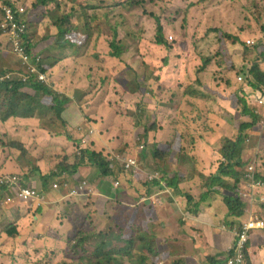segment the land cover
<instances>
[{"label":"rangeland","instance_id":"1","mask_svg":"<svg viewBox=\"0 0 264 264\" xmlns=\"http://www.w3.org/2000/svg\"><path fill=\"white\" fill-rule=\"evenodd\" d=\"M73 1L50 0L48 7L42 10L43 16L41 13L31 16L29 38L35 52L41 54L49 50L51 53L56 46L57 34L54 15L70 14ZM92 1L97 7L88 10L89 17L96 14L111 28L117 29L122 57L109 56L110 32L94 31L89 43L83 47L78 43L69 47L64 45L67 50L54 48L57 53L55 51L51 56L59 62L51 73H47L53 87L58 89H64L65 80L73 87L85 82L89 84L83 88L95 93L86 116L91 117V121L83 118L80 109L77 117L81 119L77 122H83L81 128H71L76 126L75 121L67 127L59 124L58 134L43 130L44 124L36 118L3 125L4 128H0V175L18 174L29 181L33 178L38 186L47 184L48 191L67 196L89 177L66 174L60 179L51 173L66 157L72 165L81 150L94 147L109 159L116 160L118 177H110L111 182L105 184L108 190L103 193L108 195L107 202L93 193L64 200L59 198L57 203L54 202L57 199L47 195L46 202L40 207L27 206L25 202L14 205L7 201L6 205L11 206L9 213L0 207V264H76L68 253V244L77 233L85 231L95 235L106 232L109 234L107 248L118 246L116 220L108 217L116 209L126 206L133 218L140 209L143 211L138 202L148 191L166 188L171 193L166 180L179 171L183 178L178 180V191L183 197L176 196V210L163 209L162 224L154 226L153 208L148 214L154 220L149 223L140 219V224L143 229L148 227L156 238L157 249L165 251L167 258L158 264H172L173 249L179 252L176 260L184 261L182 255L196 250L195 243H188L184 232L188 225L187 215H183L188 213L185 196L193 195L200 203L201 191L198 194L193 191L195 184L201 190L206 183L205 177L216 173L218 163L222 161L219 153L222 139H234L239 134V126L246 118L240 109H235L237 95L260 117L255 127V139L251 142L253 147L244 151V161H256V172L264 177V93L252 92L247 83L252 63L257 61L264 70V0H143L142 5L125 10L114 6L112 0ZM2 4L0 0V10L4 7ZM25 4L31 9L34 0H25ZM78 11L76 8V13L72 14V23L79 24ZM156 18L162 24L167 46L155 44ZM216 28L240 38L236 44L228 42L223 50L227 62L218 54ZM246 40H253V43L247 44ZM0 49L9 51L2 36ZM73 50L78 51L73 53ZM16 60L14 56L15 69L19 68ZM206 60L208 65L203 68ZM134 78L145 92L130 94L124 91V88L133 89ZM82 92L83 89L77 91ZM71 103L72 100L69 105ZM13 142L19 145V150L11 146ZM180 143L182 151H179ZM157 149L160 161L153 156ZM129 159L138 163L137 177L122 170L121 165ZM191 159L194 162H190ZM16 164H20V169ZM151 175L152 181L148 179ZM93 180L99 181L98 174ZM114 183L118 185L114 186ZM55 184L57 190L53 188ZM166 195L163 198L169 200L170 194ZM258 196L264 199V194ZM245 205L240 221H247L253 215L258 221L262 220L260 224L263 223V230L252 234L249 246L250 252L255 251L262 262L264 211L257 206L260 204L253 208ZM190 207L193 209L194 205ZM215 207L218 223L226 226L224 204L218 201ZM124 213L125 217L128 213ZM22 216L26 219L21 220ZM37 218L39 221L34 222ZM11 223H16L19 237L11 238L4 233ZM123 223L120 218L119 226ZM99 243L100 238L95 237L88 246L93 249ZM183 251L186 253H181ZM121 264L132 263L124 258Z\"/></svg>","mask_w":264,"mask_h":264},{"label":"trees","instance_id":"2","mask_svg":"<svg viewBox=\"0 0 264 264\" xmlns=\"http://www.w3.org/2000/svg\"><path fill=\"white\" fill-rule=\"evenodd\" d=\"M1 1L3 2L2 5L14 11L19 12L20 9L25 11L23 16L22 14H18L17 17L20 20L21 18L24 19L28 25V32L24 38V42L27 51L31 53L33 47L29 38L31 16H36L40 13L43 16L42 10L48 7L50 0H34V5L31 9L26 7L25 0ZM112 1L114 6L120 7L121 10L138 7L143 3V0ZM73 2L74 4L70 14L62 16L59 14L54 15L55 25L57 27L56 41L54 43L56 46H54V48L56 50H61L60 48L67 50L64 45L74 46L78 43L81 47H83L89 43L92 35H94V31H98V33L108 31L110 32L109 56L115 59L121 58L123 55V49L121 47V43L117 40V29H115V27L111 28L106 20L101 19V17L99 18L96 14H93V17L91 18L89 17L88 10L96 8L97 5L92 4V0H74ZM76 8H79L77 14L79 24L71 22L72 14L76 13ZM91 21L93 24H91ZM214 31L217 32L216 35L219 42L218 54L222 56L224 62H227V57L223 50L228 42L236 44L240 41V38L237 35L225 32L221 28H216ZM0 36L6 40V45L9 49V51L0 49V122L5 124L12 119L19 120L36 118L39 120V123L44 124L43 130L48 129L49 131H53L58 134L57 130L59 128V124L66 127L68 125L66 121L63 120L62 114L71 102V99L66 94H60L56 91L53 87L54 83L50 81L48 84H44L38 82L34 77L29 78L27 81H23V76L25 75L24 72H26L25 68H22L20 65L17 69L13 68L14 62H12V58H14V54L12 52V47L6 36L3 35L1 31ZM155 44L159 46H167V41L165 40L163 27L159 18H156ZM71 49L73 48L71 47ZM247 49V46H245V50ZM77 51L78 50H73V53H76ZM36 55L41 57V61L36 65V67L42 72L51 73L59 62V59L52 57L46 52ZM262 55L264 58V53H262ZM208 62V60L204 61L203 68L208 65ZM230 67H232V65ZM248 74L250 76V79L247 82L249 89L252 92H256V94H263L264 70L260 69L257 61L252 63L251 68L248 70ZM9 76L13 77L8 78ZM124 91L130 94H140L145 92V88L142 85H139L136 78H134L133 89L130 90L129 88H124ZM77 95L79 96L81 93H78ZM234 99L235 109H240L241 115L246 118V120L240 124L239 134L236 138L229 139L225 137L222 139L221 149L219 151L222 161L218 163L215 174L205 177L206 183L202 187L203 190L200 194V203L198 202V204L194 206L195 209L193 212L190 211L195 215L198 214L200 204L205 202L209 195H211L214 198L221 197L228 212V218L240 221L244 217L245 203L241 198V194L245 192L244 186L245 183L248 182L246 178L248 174L247 168L251 165L254 169V164L256 162L253 160L249 163L248 161H244V151L253 147L251 142L255 139L253 138L254 134H256L255 127L258 124L260 117L255 113L253 108H250L249 105L246 104L242 97L237 95ZM81 100L83 99H80V105ZM180 139L181 137H179V140ZM11 144L13 148L19 150V145L16 142ZM182 150L183 147L180 143L179 151ZM158 152L159 149H157V153L154 152L153 156L160 161ZM181 155L184 157V153ZM68 160L69 158L66 157L64 161L58 165L57 170L51 173V176L57 178H61L62 176L64 177L66 174L75 176L83 169L95 167L99 170L101 178L109 176L118 177L115 172L117 167L116 160L109 159L108 155H105L100 150H96L94 147L81 150L80 153L75 156V161L72 165L68 163ZM190 162H194V159H191ZM179 173L176 172L173 178L166 180V185L169 189L174 190L178 192V195H181V193H179L180 191H178V180L182 181L183 176H180ZM134 176L137 177L138 175L135 174ZM253 177L254 182L262 181L264 183V177H261L259 173L256 172V167ZM40 192H42V190ZM149 194L150 192L148 191L146 196L148 200L150 197ZM100 198L104 199V201L109 200L103 197ZM14 200L17 201V203L23 202L18 199ZM185 200L187 203L186 209H190L189 206L193 203L194 199L190 195H187L185 196ZM146 202L147 201L143 203L141 202L138 205L139 209L140 207L143 208V211L140 209V213L135 215L133 218H131L130 214L126 211V206L116 209L113 215L108 217L109 220H116L114 223H116L117 231H119L118 246L107 248V239L109 234L106 232H100L96 235L86 231L77 233V235L73 237L68 244V253L73 257L72 259H74V262L76 264H121V261L124 258H127L132 264H158L160 263V260L163 261L167 258V256L164 257L165 251L160 252L157 249L158 241L150 233L148 227L143 229V225L140 224V219H144V221L147 220L149 223H151V220H154V218L149 215V211L153 209V205L152 203L150 205L146 204ZM27 206L29 205L27 204ZM257 206L261 209V211H264L263 204ZM254 207L256 206L254 205ZM124 211L128 213V216L126 215L124 217ZM120 218L124 221L122 226H119ZM260 221L262 220H259L258 222ZM261 224L263 223L261 222ZM262 230L263 228L260 229V231ZM4 233L11 238L19 237V229L16 224H12V226L6 228ZM95 237L100 238V243L95 248L91 249L88 245ZM250 243L251 240H249L246 246V264H249L248 251ZM172 262V264H187L185 260H172Z\"/></svg>","mask_w":264,"mask_h":264},{"label":"crops","instance_id":"3","mask_svg":"<svg viewBox=\"0 0 264 264\" xmlns=\"http://www.w3.org/2000/svg\"><path fill=\"white\" fill-rule=\"evenodd\" d=\"M33 49L34 48L32 47V52L34 54H39V51L35 52ZM45 52L47 54L51 55L53 52H55V50L51 49V53H49V50L45 51ZM65 82L66 83L64 84V89H58L55 86L57 88V89H55L56 91H58L60 94H66L68 97L70 96L71 100H72V103L70 105H68L67 108L64 110V112L62 114V118L64 121H66L67 124L72 123L73 121L76 122L75 123L76 126H71V128L73 130L80 129L83 122L82 121L77 122L79 119H81V117H77V115H78L77 112H78V110L81 109L82 112L84 113L83 118H85L86 121H91L90 120L91 117H86V116L88 115V110H90V106H88V105H90L94 102L93 96L95 95V93L92 92V90L86 91L83 88L85 85H89L87 82L82 83L81 85H76L75 87H73L70 84V81L65 80ZM82 89L84 90V92H82L81 95L78 96L77 91L82 90ZM84 94L87 95L88 98L86 97V99H85ZM80 99H83V100H81V105L79 104ZM68 118L70 120H68ZM92 119H94V117H92ZM12 122L16 123V120L15 119L9 120L5 124H9V123L11 124ZM5 124L0 122V128L1 127L4 128L3 125H5ZM19 165L16 164L15 166H17L18 169H20ZM20 171H18V173ZM40 174H42V173H40ZM91 174H92V176H91ZM97 174L99 176V181L95 180V181H97V183H94L95 181L93 179H95L97 177ZM79 175H81L82 177H87V176L89 177L87 182L89 183V185H91L93 187L94 196L97 195V197H103L105 199H109L107 197V195H104L103 192L108 190V186L105 184L107 182L108 183L111 182L109 180V178L111 176L106 177V178H101L99 170L95 167L83 169L79 172ZM52 179H54V178H52ZM83 181H86V180H83ZM32 182H33V185H35L40 191L42 190V192L46 196L48 195V196L53 197V200L57 199L54 201L55 203L60 201L62 198L64 200V199H66V197H69L68 195L67 196H63L62 194L58 195L59 192H55L52 190L48 191L49 187L47 184H41L40 185L41 187L38 186L37 182L33 178H32ZM197 188L198 187L195 184V186L193 188L194 190L193 189L192 190L195 191L197 194L201 191L200 192V194H201L203 189L200 190V188L199 189H197ZM95 192H97V193H95ZM168 192H169V190L166 188L164 190H156L155 192H152V193L150 192L149 200L146 198V196H147L146 195V196L140 198V200L138 202V205L141 202H145V201H149V204L152 203L153 208H154V217H155V222H152V224H154V226H160V224H162L163 209L165 211L176 210V208L174 207L175 201H176V196H180L181 198L183 197V196H181L182 194L178 195V192H176L174 190H172L171 193H168ZM173 192H175V193H173ZM147 194H148V192H147ZM166 194H170L169 200L163 198L164 196H167ZM191 197L194 198V200H195V202L193 200L192 204L194 206L196 204H198V199L193 195ZM59 198H60V200H58ZM181 198H180V200H181ZM218 201H220V203H223V200L221 199V197L220 198H214L213 196L209 195L207 200L200 204V206L198 208V214L197 215L190 212V211L193 212L195 207L193 209H192V207H190V209H187V211H188L187 214L183 213L184 216L187 215L186 219L188 220V225L184 231L187 233L188 243H192V242L195 243L194 246L196 248V250L192 249L190 252H188V254L185 251L181 252V253H186V254L182 255L181 257L183 258V260L186 261L187 264H225V262H226L227 248L231 244V239H232L231 231L235 227V225H233L235 223V220L228 218V212H227L225 214V217H224V215H222L225 218L224 221L227 222L226 223L227 228L224 226L225 224L222 225V224L218 223L217 208L215 207V204L218 203ZM9 202L14 204V205H15V203H17V201H15L14 199H12ZM6 203H8V202L4 201V202L0 203V207L4 211L9 213V210H10L9 208L11 206H7ZM181 206H182V204H181ZM190 216H192V218H190ZM20 219L24 220L26 218H24L22 216ZM37 221H39V218H37V220L34 222H37ZM216 222H217V225H216ZM164 228H165V226H164ZM224 228H225V230H223ZM260 229L255 230L254 232H256V231L259 232ZM196 230H197V232H196ZM197 236H198V239H197ZM19 240H22L21 237L19 238ZM250 248L248 251L249 264H259V263L264 264V260L261 262V260H260L261 257L256 255V252L253 250L250 252ZM173 251L175 253V256L171 257V259L173 261H177L176 259L179 258V252L176 249H173Z\"/></svg>","mask_w":264,"mask_h":264},{"label":"built area","instance_id":"4","mask_svg":"<svg viewBox=\"0 0 264 264\" xmlns=\"http://www.w3.org/2000/svg\"><path fill=\"white\" fill-rule=\"evenodd\" d=\"M24 12L23 9L17 12L6 6L2 7L0 10L2 14L0 19V31L6 36L10 43L17 63L26 70V72H24L23 81H27L29 78L34 77L38 82L48 84L50 80L47 73L38 70L36 67L41 61V57L32 52H28L26 49L24 38L28 32V25L24 19L21 18L20 20L17 17L18 14H22L23 16ZM246 43L252 44L253 40H246ZM11 77L9 76L8 78ZM121 167H123L125 172L132 174H136L140 171L138 163L135 160H125ZM247 173L246 178L248 182L245 183V192L241 194V198L250 206L255 203L263 204L264 199L258 195L264 194V183L262 181H253V166L250 165L248 167ZM148 179L152 181L153 175L149 176ZM117 185L118 183H114V186ZM53 188L57 190L58 185L55 184ZM92 193L93 189L89 186V183L87 181H82V183L74 188L68 196L77 197ZM12 199L26 202L32 207H40L46 202L47 196L43 192H40V190L33 185L32 180L29 181L25 176L18 174L0 175V203L11 201ZM252 216L253 215H251L247 221H235L233 224L235 227L231 231L232 239L231 244L227 248V259L225 264H246V246L254 231L262 227L257 218ZM225 227L227 228V226ZM223 230H225V228Z\"/></svg>","mask_w":264,"mask_h":264},{"label":"clouds","instance_id":"5","mask_svg":"<svg viewBox=\"0 0 264 264\" xmlns=\"http://www.w3.org/2000/svg\"><path fill=\"white\" fill-rule=\"evenodd\" d=\"M123 171H124V170H123ZM31 180H32V179H31ZM244 202L248 205V207H252V208L254 207L255 204H258V203H255V204H253L252 206H250L246 201H244ZM263 204H264V203H263Z\"/></svg>","mask_w":264,"mask_h":264},{"label":"water","instance_id":"6","mask_svg":"<svg viewBox=\"0 0 264 264\" xmlns=\"http://www.w3.org/2000/svg\"><path fill=\"white\" fill-rule=\"evenodd\" d=\"M146 204H149V201H147Z\"/></svg>","mask_w":264,"mask_h":264}]
</instances>
